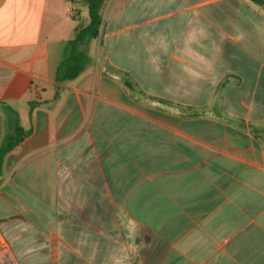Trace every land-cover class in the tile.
I'll return each mask as SVG.
<instances>
[{
    "label": "crops",
    "instance_id": "1",
    "mask_svg": "<svg viewBox=\"0 0 264 264\" xmlns=\"http://www.w3.org/2000/svg\"><path fill=\"white\" fill-rule=\"evenodd\" d=\"M75 1L0 0V264H264V8L105 0L60 84Z\"/></svg>",
    "mask_w": 264,
    "mask_h": 264
},
{
    "label": "trees",
    "instance_id": "2",
    "mask_svg": "<svg viewBox=\"0 0 264 264\" xmlns=\"http://www.w3.org/2000/svg\"><path fill=\"white\" fill-rule=\"evenodd\" d=\"M82 1L87 11V20L83 25L76 24L74 26L71 36L64 44L62 58L57 65L55 73V81L60 84L75 80L93 63L92 58L88 54V47L89 43L98 37L102 23L101 11L105 0ZM250 1L264 8V0ZM71 18L74 20L73 16ZM112 76L121 82L126 92L133 100L143 102L151 107H159L157 105L168 106L166 103L147 97L141 92H137L124 74L115 72ZM57 95L58 91L55 98ZM38 105H40V102L37 101L28 103L29 120L31 119L33 109ZM12 114L10 132L5 135L0 144V184L3 180V164L5 157L32 132L31 128L27 130L22 128L16 111H12ZM195 115H197V113L191 116Z\"/></svg>",
    "mask_w": 264,
    "mask_h": 264
},
{
    "label": "rangeland",
    "instance_id": "3",
    "mask_svg": "<svg viewBox=\"0 0 264 264\" xmlns=\"http://www.w3.org/2000/svg\"><path fill=\"white\" fill-rule=\"evenodd\" d=\"M83 7H84V5H83V1L82 0H79V1L76 0L74 2V9L71 10L70 14H71V17L73 16L74 20H72V21L74 22L75 25L76 24L83 25L84 23H86L87 11H86V8L85 7L83 8ZM11 121H12V116H9V124H10ZM53 264H54V262H53Z\"/></svg>",
    "mask_w": 264,
    "mask_h": 264
}]
</instances>
